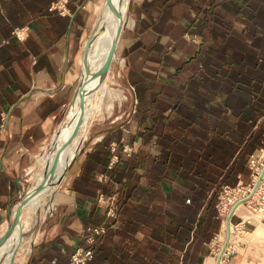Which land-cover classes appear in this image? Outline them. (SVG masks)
I'll use <instances>...</instances> for the list:
<instances>
[{
  "label": "crops",
  "instance_id": "obj_1",
  "mask_svg": "<svg viewBox=\"0 0 264 264\" xmlns=\"http://www.w3.org/2000/svg\"><path fill=\"white\" fill-rule=\"evenodd\" d=\"M260 3L129 0V19L116 54L126 90L134 96L131 110L126 117L99 123L90 138L82 140L58 186L53 210L41 220L20 264H67L74 250L85 249L86 228L105 221L107 208L98 205L100 195L114 196L120 209L110 232L112 247L149 240L147 222L129 227L132 209L150 212L155 204L165 206L169 194L183 184L175 168L153 165L160 150L154 124L175 117L190 123L176 107L197 111L192 117L196 126L215 123L210 108H224L225 92L244 89L249 81V53L256 58L262 54ZM92 6L91 0H0V236L24 176L58 131L73 100ZM259 76L264 78V70ZM217 88L224 91L214 96ZM260 150L264 148L254 153ZM236 215L237 225H244L246 221ZM191 239L192 234L188 242ZM88 264L111 263L99 262L98 250ZM112 264L134 262L118 255Z\"/></svg>",
  "mask_w": 264,
  "mask_h": 264
},
{
  "label": "trees",
  "instance_id": "obj_2",
  "mask_svg": "<svg viewBox=\"0 0 264 264\" xmlns=\"http://www.w3.org/2000/svg\"><path fill=\"white\" fill-rule=\"evenodd\" d=\"M260 4L257 20L264 23V0ZM258 46L262 49L259 57L249 53V81L244 89L236 93L225 92L224 108H210L216 116L214 124L196 126L192 117L197 111L181 107L174 110L190 123L175 117L166 124H154L152 132L158 135L155 144L160 150L154 155L153 165L175 168L183 184L169 194L165 206L155 204L150 212L137 207L132 209L133 219L128 221L129 227L136 229L139 222H147L151 227L149 240L134 239L129 246H111L110 232L119 220L118 206L116 216L105 213L103 223L89 225H104L105 232L95 235L92 243L86 241L84 248L92 250V257L85 264L93 260L98 250L99 262L106 259L111 264L118 255L120 259L129 256L134 264L202 263L208 243L220 227L219 192L224 185L234 187L242 179L248 183L250 169L246 163L256 149L264 148V78L259 76L264 70V44ZM223 91L217 88L214 96ZM185 132L196 137L191 139ZM135 163L138 165L139 162ZM191 234L192 239L188 242ZM187 242L180 257L179 252ZM75 251L69 255L67 264ZM51 255L56 256V252Z\"/></svg>",
  "mask_w": 264,
  "mask_h": 264
},
{
  "label": "rangeland",
  "instance_id": "obj_3",
  "mask_svg": "<svg viewBox=\"0 0 264 264\" xmlns=\"http://www.w3.org/2000/svg\"><path fill=\"white\" fill-rule=\"evenodd\" d=\"M91 1L93 2V6H92L93 17H92L91 23L88 28V34L92 33L94 36V34H97L101 32L102 29H104L109 19L106 17L99 18L98 24L94 26L93 22H94V18L98 10V3L100 6L104 0H91ZM127 14H128V4H127ZM126 18L127 19H126L125 24L127 23V20L129 19V14L126 15ZM116 32H117L116 26L112 25L108 35L106 36L105 39H102V42L112 39L115 36ZM88 37L85 39V41H87ZM85 41H84V47H85ZM92 42L93 41H91V44ZM108 53L109 51L106 49H103V46L92 47L87 53L88 55H90V58H92V56L94 57V59L92 60L91 67L89 66V70L87 74V81L91 83L92 85L91 91L93 89V94H94L92 98V104L89 103L88 105L92 107L94 104L102 103V107H103L102 109L104 111H103L102 117L97 115L91 119L92 122H90V126L88 127L86 139L90 138L91 133L94 132L95 127L99 123H104L108 121L112 122L119 116L126 117L129 109L131 110L132 102L134 101V96L130 95V93L126 90V86L124 85L123 78L121 76V73L119 72V69H120L119 59L117 58V54L115 53V57H113V61L109 68L111 70L112 78H111V81L107 80L106 84L109 85L110 87L117 88V89L119 88L120 90H122L125 96L124 97L125 99L123 98L121 102L116 101L111 113L108 114L107 112H105L107 97L102 96L100 90L97 88V84L102 80V77L99 74V69L97 68V64L98 62L104 63ZM81 75H82V71H81ZM80 81H81V78H80ZM80 81H79L78 86L80 85ZM76 91H75V94H76ZM91 93L92 92H90V94ZM90 98H91V95L89 96V100H91ZM67 110H68V107L65 110L64 119L66 117ZM67 122H68V118L66 121H64L65 126ZM56 134L54 136L53 142L51 138L45 142V144L43 145V148L41 149L40 153L36 157L34 166L28 169L27 175L24 176L23 184H21V192L16 202L20 201L26 194L30 193V195L27 198V204L22 208L19 220L15 223L13 230L9 233V236L7 238L8 243L5 240L0 245V264H20L19 263L20 259H18L19 255L23 252V249L25 251L27 250V252L31 249V246L35 238V235L37 233V230L40 227L39 224H41V220L46 219V217L49 215L47 214V209L49 207L44 205L46 202V198L44 197L41 198V195L43 194L44 190L45 192L50 191L49 183L52 182L54 178L55 179L57 178V176L60 174L61 168H64V167H62L61 165L62 160H60L59 163L58 162L56 163L54 161L55 159L53 158L51 159V161L49 160V162L47 163L40 158H42L43 155L47 154L50 150L52 151L54 155H60L61 157H63L65 155V152L68 151L67 152V155H68L70 148L74 147L75 139L78 136H80L81 131H76V130L74 131L73 129V131H71L70 133H65V135L63 134L64 136H66V138L58 142H56L55 140ZM86 139H84V141ZM83 142H81L80 146L83 144ZM67 145H69V147H67ZM252 156L254 159V163H251L252 168L253 169L257 167L260 168L261 167L260 161H264V150H260L254 153ZM246 164H247V167L250 169L249 182L245 183V180L242 179L241 182H239L234 187H229V186L224 185L221 191L219 192V196H218L219 200L217 203V209H218V213H219L221 221H220V227H219L218 233L220 232L221 223L223 219V216L220 214V210L218 208V205L221 202V195L223 193H227V194H230L231 197L234 198V196L240 195V193L246 189L245 187L252 186L253 181H252L251 174H252L253 169L248 166V161ZM47 186H48V189H47ZM59 189L60 188L58 187L54 195L47 197L48 201L51 202L50 209L53 207L52 204L55 203L56 195ZM30 199H33V201L36 200L34 204L30 203L31 202ZM254 201L255 200H253V203ZM250 205H252V203L246 204V206L244 205L246 208L245 210L249 215V219L246 220L244 225L242 223L237 225L238 223L236 219L237 213L233 214V216L231 217V223L234 225L233 227L235 231H238L240 229V230H244V232L256 233V235L253 236V238H250V241H243V240L235 241L234 240L235 236H232L233 240H231L232 242L229 248L230 261L227 264H264V214L254 211L250 207ZM257 220H260L259 225H257L258 224V222H256ZM11 222L9 221L6 227H9ZM217 234L208 243L209 248H208L207 253L203 257L202 263L207 256H215V254L217 255L216 253L217 246H215V249L212 250L213 246L217 244V242L215 241ZM28 239H30V241L28 243H25L26 241H28ZM5 247L7 251L4 253L1 252V249L4 250ZM211 253L212 255H210ZM217 256H219V253Z\"/></svg>",
  "mask_w": 264,
  "mask_h": 264
},
{
  "label": "bare ground",
  "instance_id": "obj_4",
  "mask_svg": "<svg viewBox=\"0 0 264 264\" xmlns=\"http://www.w3.org/2000/svg\"><path fill=\"white\" fill-rule=\"evenodd\" d=\"M128 2H129V0H104L100 6L98 3V10H97L96 16L94 18L93 25L96 26L98 24L99 18L106 17L109 20H108L107 24L105 25L104 29H102V31L100 30L101 32L94 34L92 44L88 48H85L86 60H85V62L82 61V72H83L82 73V79H83V82H82L81 87L78 89V91H76V94H75L73 100L71 101V103L68 106L66 117L62 121V123H60V127L58 129L57 134H56L55 140H56V142H58L64 138H66V136H64L65 133H70L71 131H73V129H74V131L75 130L81 131V134H80V136H78L75 139L74 147L70 148L68 155H67L68 151L65 152V155L63 157H61L60 155H54L52 153V151L50 150L47 154L43 155V157L41 156L42 158H40L47 163L49 162V160L51 161V159H53V158L55 159L54 161L56 163L57 162L59 163V161L62 160L61 165H62V167H64V168H61L60 174L57 176V178L56 179L54 178L52 180V182L49 183L50 184V187H49L50 191L45 192V190H44L43 194L41 195V198L42 197L46 198V202L44 205H46L49 208H50L51 202L48 201L47 197L54 195V193L57 191L58 186L60 184V182H59L60 177L64 173V171H65L70 159L72 158L74 152L78 149L82 140L86 137L88 127L90 126V122H92L91 119L97 115L102 117L103 111H104L102 109L103 108L102 103H97V104H94L93 106L91 105L92 107H90L88 105L89 103L92 104V98L94 96L93 89L91 91L92 85L89 81H87V74H88L89 66L91 67L92 60L94 59V57L92 56V58H90V55H88L87 53L89 52V50L92 47H101V46H103V49L110 51L111 45L115 39L116 34L110 40L102 42V39L106 38V36L108 35L112 25L116 26V28L118 30V28L121 24H123V25L125 24L126 19H127L126 15H128L127 14ZM86 43H87V41H85V45H86ZM114 57H115V55H114ZM102 65H103V63L98 62L97 68L100 69ZM100 76L102 77V80L97 84V88L100 90L102 96L107 97L106 111L105 112H107L109 114V113H111L115 102L116 101L121 102V100L125 96H124L122 90H120L119 88L118 89L113 88V87H110L109 85L106 84V81L107 80L111 81V78H112V74H111L110 69L107 70L106 72L100 74ZM90 92H92V93L90 94ZM90 95H91V98H90L91 100H89ZM81 101H83V102H81ZM67 118H68V122L66 123V126H65L64 121H66ZM54 136L51 139L52 142L54 140ZM67 147H69V145H67ZM257 168H254L255 173L253 175L252 181H253V183H258V185H259L262 182H264V161L261 162V167L258 169ZM245 188L246 189L243 190L240 193V195L234 196V198L231 197V195L227 194V193H223L221 195V202L218 205V208L220 210V214L223 216V219H222V223H221L220 232L217 234L216 240H215L217 242V244L214 245L212 248V250H213V249H215V246H217V248H216L217 255H218V253L220 254V252H221V249L223 247V244H224L226 237H227V234H228V230L230 232L229 240H233L232 236H235L234 237L235 241H240V240L250 241V238H253V236L256 235V233L244 232V230H240V229L238 231H235L233 224L231 223V220H230V223L227 225V217L230 214L233 207H234V213L233 214H236V213L240 214L242 216L243 221H246L249 219V215L245 210L246 209L245 206L247 203L250 202L252 197L255 195L256 191L254 192L253 195H251L252 186H247ZM47 189H48V186H47ZM244 199H246L245 202H243ZM30 201H31L30 203L34 204V202L36 200L33 201V199H30ZM26 204H27V202L23 205V207ZM43 215H44V213H43ZM252 216H254V215H252ZM256 222H258L257 225L260 224V220H257ZM8 236H9V234H8ZM8 236H7V238H8ZM7 238H6V241H7ZM28 242H29V240L26 241L25 243H28ZM7 243H8V241H7ZM6 251H7L6 247L4 248V250L1 249V252H3V253ZM26 253H27V250L25 251L23 249V252L21 254L19 253L20 255L18 254L19 255L18 259H20L19 263H22ZM212 253H213V251H212ZM212 253L210 255H212ZM217 255L215 254V256H207L204 259L202 264H216V260L218 257ZM219 264H225V262L220 261Z\"/></svg>",
  "mask_w": 264,
  "mask_h": 264
},
{
  "label": "built area",
  "instance_id": "obj_5",
  "mask_svg": "<svg viewBox=\"0 0 264 264\" xmlns=\"http://www.w3.org/2000/svg\"><path fill=\"white\" fill-rule=\"evenodd\" d=\"M128 148H125V150ZM262 161H260L261 163ZM251 163H254V159L253 156H250L249 160H248V166L250 168H252ZM253 169V168H252ZM255 171L253 169L252 171V180H253V175H254ZM255 183H252V188L254 186ZM256 193L255 195L252 197V199L250 200L249 203L247 204H251L250 207L256 211V212H260L261 214H264V182H262L261 184H259L256 188ZM115 197L111 196L106 198L104 195H100L98 198V205L99 206H103L106 209V214L107 216H111L114 217L116 216L117 213V207L115 206ZM253 200L254 203H253ZM245 202V201H244ZM53 210V207L50 209H47V212L51 214ZM249 222V221H248ZM234 226V225H233ZM236 227V225H235ZM87 233L89 234V236L87 237V241L89 243H92L94 241V237L95 235L101 234L105 232V226L104 225H98V226H88L86 228ZM231 240H229L220 261H224L226 264L230 261L229 256H230V245H231ZM92 257V250L89 248H85V249H77L70 258V261L68 264H85L88 260H90Z\"/></svg>",
  "mask_w": 264,
  "mask_h": 264
},
{
  "label": "water",
  "instance_id": "obj_6",
  "mask_svg": "<svg viewBox=\"0 0 264 264\" xmlns=\"http://www.w3.org/2000/svg\"><path fill=\"white\" fill-rule=\"evenodd\" d=\"M123 26H124V25L121 24V25L119 26L118 30H117V33H116L115 39H114V41H113V43H112V45H111L110 51H109V53H108V55H107V57H106V59H105L103 65H102L101 68L99 69V73H100V74L106 72V71L109 70V68H110V65H111V63H112V61H113V57H114V55H115V53H116V48H117L118 40H119V37H120V34H121V31H122ZM92 39H93V34L90 33V34H89V37H88V39H87V43H86V45H85V47H84V52H83V61H84V62H85V60H86L85 48H88V47L91 45V41H92ZM82 73H83V72H82ZM82 82H83V79H82V75H81V81H80V85H79L78 88H77V91H78V89L81 87ZM82 100H83V99H82ZM81 102H83V101H81ZM79 147H80V145H79ZM78 149H79V148H78ZM75 155H76V153H75L74 156L71 158V160H70V162H69V164H68V167H69L70 164L72 163V161H73ZM68 167L66 168L65 172L61 175L59 182H61V180L63 179V177H64V175H65V173H66ZM257 186H258V183H255L254 186H253V188H252L251 195L254 194V192H255ZM29 195H30V193L26 194V195H25L20 201L16 202V203L14 204L13 207H10V208H9V214H10V216H11L10 222H11V221H12V222H11V224H10L9 227H6V229L4 230V232L2 233V235L0 236V245L6 240L8 234L13 230V228H14V226H15V223L19 220V217H20V214H21V211H22L23 205L27 202V198L29 197ZM245 200H246V199H244L243 202H244ZM233 213H234V207H233V209L231 210L230 214H229L228 217H227V225L230 223V220H231V217L233 216ZM229 237H230V232H229V230H228V234H227L226 240H225V242H224V244H223V247H222V249H221V252H220L219 256L217 257L216 264H219V262H220L221 256H222V254H223V252H224V250H225V248H226V246H227V244H228V242H229Z\"/></svg>",
  "mask_w": 264,
  "mask_h": 264
}]
</instances>
